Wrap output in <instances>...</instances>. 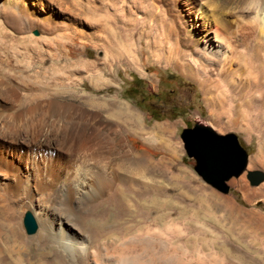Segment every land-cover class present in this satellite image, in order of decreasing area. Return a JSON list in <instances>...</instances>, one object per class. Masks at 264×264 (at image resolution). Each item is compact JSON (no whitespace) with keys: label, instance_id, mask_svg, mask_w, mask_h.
I'll return each instance as SVG.
<instances>
[{"label":"rangeland","instance_id":"1","mask_svg":"<svg viewBox=\"0 0 264 264\" xmlns=\"http://www.w3.org/2000/svg\"><path fill=\"white\" fill-rule=\"evenodd\" d=\"M107 1L25 0V12L18 15L12 0H0V49L74 47L83 59L104 68L107 29L98 16L88 18L82 10L105 5L111 12L114 0ZM117 2L130 10L132 17L144 16L137 8L142 3ZM249 2H143V6L153 7V17L147 22L153 25L161 19L164 34L170 39L160 40L159 31L150 36L140 33L142 42H137L139 50L133 56L123 53L124 47L116 40L115 65L102 73L105 83L95 87L83 80L76 87L79 94L116 98L138 114L143 127L137 129L133 150L136 154L149 151L150 171L136 172L138 166H131L119 150L111 166L125 180L116 181L106 194L88 196L87 207L81 208L86 209L81 228L98 246L87 263L63 262L53 252L34 248L1 216L0 256L19 254L23 264H264V24L254 23L252 13L246 11ZM110 21H114L112 17ZM110 21L107 24L112 26ZM119 25L130 26L127 22L129 26ZM211 28L231 40L230 71L220 88L214 85V67L203 69L206 61L197 53L202 37ZM19 36L23 37L18 40ZM154 38L160 41L156 47L149 44ZM14 63L6 64L10 75L24 65ZM15 74L17 78L10 80L0 76V152L26 171V162L15 160L12 150L24 151L28 127H43L48 119L45 107H40L21 125H12L19 101L34 92L22 83L21 78H26L22 72ZM68 99L61 98L63 102ZM80 106L69 109L64 121L52 125L57 130L54 143L75 144L66 138L64 129L78 136L81 129L90 127L105 136L123 127L120 116L113 112ZM194 123L209 125L220 133L234 132L246 150L243 169L225 181L227 191L204 182L193 169V158L183 149L179 131ZM155 124L161 125L160 133L148 136ZM11 127L20 130L13 133ZM249 170L261 171L262 178L250 183L246 176ZM75 184L80 189L78 179ZM67 201L68 197H61L59 209L64 210ZM20 223L25 236L34 232H26L22 220Z\"/></svg>","mask_w":264,"mask_h":264},{"label":"bare ground","instance_id":"2","mask_svg":"<svg viewBox=\"0 0 264 264\" xmlns=\"http://www.w3.org/2000/svg\"><path fill=\"white\" fill-rule=\"evenodd\" d=\"M117 1H113L111 12L105 5L99 8L85 7L82 10L88 18L95 20L98 16L104 28L107 29L109 41L105 46L107 62L104 68L96 64L92 65L91 62L83 59L80 55L81 51L74 47L44 49L37 45H27L25 47L28 48L23 50L0 49V56L5 57L0 58V63L3 65L0 66V76L10 80V77L17 78L15 73L20 75L22 72L26 77L21 78L22 83L30 90H34L32 94L24 95L19 101L12 125H21V122L27 121L30 114L40 107H45L48 119L43 127H32L33 125L28 127L24 151L19 153L16 151L17 148L12 150L15 160L26 162L28 166L26 171H22L9 160L5 153L0 152V216L8 220L15 232L34 248H42L46 253L53 252L63 262L87 263L89 257L98 252L97 244L81 228L82 219L86 216L84 212L86 209L81 211V208L87 207L88 196H92L93 193L96 197L106 194L116 181L125 180L111 166L112 162L115 163L116 156L120 154L119 150L124 151L123 156L126 155L131 166L132 164L138 166L139 170L136 172H149L152 162L149 151L143 149L136 154L133 150V143L138 135H136L137 129L141 130L143 127L137 113L132 112L116 98L79 94L76 87L83 80L90 81L95 87L105 83L102 73L105 68L111 70L115 65L113 50L116 40H119L120 45L124 47L125 50L120 49L123 53L133 56L139 50L137 42H142L140 33L145 32V36H148L152 32L159 31L160 40L170 39L169 34H164L165 23L161 19L158 21L155 19L156 23L153 25L147 22L149 17H153V7L143 6V2L147 0H134L137 5L142 3L137 8L144 12V16L137 17H132L131 11L118 5ZM12 3L18 15L25 12V0H12ZM127 14L131 18H126ZM110 17L114 21H110ZM109 21L112 26L107 24ZM120 22L124 26H129L126 25L127 22L130 24L129 28H123L119 25ZM134 33L138 35L135 36ZM3 35L7 37V34L3 33ZM22 37L19 36L18 40ZM229 38L222 36L217 29L209 30L202 37L200 49L197 51L198 55L206 61L203 69L209 66L214 67L215 87L223 83V78L229 70L231 61L228 53L231 46ZM145 41L147 44L148 40ZM159 42L154 38L149 44L156 47ZM71 55L76 58L72 60ZM11 61H15L13 66L20 61L24 63L21 71L14 70L15 73L10 75L5 67ZM79 73H85V75H74ZM70 76L73 82L70 81ZM78 77L81 78L79 81ZM64 96L70 99L63 102L61 98ZM80 104H83L81 106L85 108L91 107L97 112H113L116 116H120L123 127L115 134L105 136L99 130L90 127L81 129L78 136L70 135V132L67 133L64 129L66 138L74 141L75 144L67 146L64 143H54L57 130L52 125L58 121H64L69 109H74ZM159 126L161 125H153V128L147 131L148 136L150 134V136L155 134L158 136ZM11 128L15 129L13 133L20 130H18L19 127ZM76 179L79 180L80 189L75 184ZM63 196L68 197L69 201L64 203V210H61L58 202ZM25 212L32 214V218L35 219L34 232L28 234L29 236H25L20 223ZM0 264H23V262L19 254L13 256L9 253L4 257L0 256Z\"/></svg>","mask_w":264,"mask_h":264},{"label":"water","instance_id":"3","mask_svg":"<svg viewBox=\"0 0 264 264\" xmlns=\"http://www.w3.org/2000/svg\"><path fill=\"white\" fill-rule=\"evenodd\" d=\"M179 137L187 156L193 158V169L199 177L219 191H227L226 179L237 175L245 166L246 150L239 143L234 132L220 133L211 126L194 123L183 126ZM259 170H249L247 178L250 183H256L262 178ZM26 232L35 228L34 219L29 212L22 217Z\"/></svg>","mask_w":264,"mask_h":264},{"label":"clouds","instance_id":"4","mask_svg":"<svg viewBox=\"0 0 264 264\" xmlns=\"http://www.w3.org/2000/svg\"><path fill=\"white\" fill-rule=\"evenodd\" d=\"M246 11L252 13L254 23L264 24V0H250Z\"/></svg>","mask_w":264,"mask_h":264}]
</instances>
